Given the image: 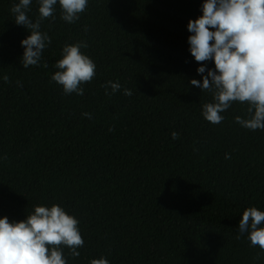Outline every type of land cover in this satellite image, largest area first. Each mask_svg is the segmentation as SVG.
I'll list each match as a JSON object with an SVG mask.
<instances>
[{"label": "trees", "instance_id": "trees-1", "mask_svg": "<svg viewBox=\"0 0 264 264\" xmlns=\"http://www.w3.org/2000/svg\"><path fill=\"white\" fill-rule=\"evenodd\" d=\"M18 2L0 0V218L64 208L84 240L77 258L64 248L67 264H264V250L238 231L246 208L264 211V130L235 122L246 102L207 122L212 95L190 84L202 83L199 67L215 68L189 51L187 25L205 0H88L71 24L57 0L55 19L41 24L51 43L27 69L30 32L10 11ZM38 8L32 0L33 22ZM77 42L96 75L83 96L65 95L51 76ZM108 81L121 90L105 95Z\"/></svg>", "mask_w": 264, "mask_h": 264}, {"label": "clouds", "instance_id": "clouds-1", "mask_svg": "<svg viewBox=\"0 0 264 264\" xmlns=\"http://www.w3.org/2000/svg\"><path fill=\"white\" fill-rule=\"evenodd\" d=\"M58 2L60 18L69 24L79 20L88 6V0ZM31 3L32 0H19L10 9L15 24L30 32L21 41L24 69L38 66L42 52L51 43L48 34L41 31V24L47 18L55 19L57 0H38L39 16L35 22L28 15ZM201 11L202 16L189 20L187 30L191 33L188 37L189 51L195 61H213L215 65L214 70H207V75H203L205 66L197 69L202 83L196 79L190 81L201 92L212 95V101L202 105L203 119L212 125L220 124L225 119L221 113L228 110L233 102H246L247 118L236 116L235 122L251 131L264 130V0H205ZM87 46L84 42L65 45L62 58L54 64L58 70L51 80L62 86L65 95L75 93L83 96L82 85L90 83L96 75V64L81 52ZM43 66L47 67V64ZM2 79L10 83L7 75ZM16 84L23 86L20 81ZM102 87L105 95L121 90L119 82L108 81ZM123 94L130 97L133 93L125 88ZM83 116L92 119L90 113H83ZM171 137L179 139V134L172 132ZM225 159H231V156L225 154ZM238 231L247 233L251 246L264 250V211L256 207L246 208ZM83 245L79 221L56 204L36 206L22 222L0 218V264H67L64 248L72 258H77L80 255L77 249ZM90 264H109V261L101 257L92 259Z\"/></svg>", "mask_w": 264, "mask_h": 264}]
</instances>
